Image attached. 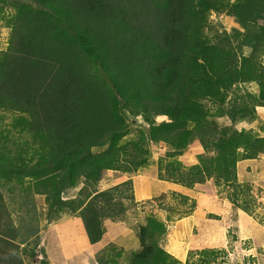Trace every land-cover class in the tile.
I'll use <instances>...</instances> for the list:
<instances>
[{
  "label": "trees",
  "instance_id": "trees-1",
  "mask_svg": "<svg viewBox=\"0 0 264 264\" xmlns=\"http://www.w3.org/2000/svg\"><path fill=\"white\" fill-rule=\"evenodd\" d=\"M27 1L7 18L10 39L0 52V112L14 115L10 129L0 130V183L44 196L49 224L62 215L78 216L94 245L105 233L103 221L122 217L116 190L98 186L106 171L129 172L118 167L126 113L169 119L149 121L144 146L169 141L183 152L196 135L203 152L221 150L208 159L199 156L201 165L191 168L197 178L216 172L228 183L238 151L245 159L264 151V138L245 129L209 131L202 102L222 111L226 94L239 81L257 84V99L264 103L258 52L234 54L196 34L201 14L222 0ZM228 8L236 20L264 26V0H237ZM142 162L135 159L133 165ZM78 185L74 199H62ZM3 198L0 191V264H24V256H35L24 249L29 235L19 234ZM232 208V214L239 210ZM165 233L161 221L146 217L128 264H182L159 246ZM215 254L198 252L205 264Z\"/></svg>",
  "mask_w": 264,
  "mask_h": 264
},
{
  "label": "rangeland",
  "instance_id": "rangeland-1",
  "mask_svg": "<svg viewBox=\"0 0 264 264\" xmlns=\"http://www.w3.org/2000/svg\"><path fill=\"white\" fill-rule=\"evenodd\" d=\"M236 1L222 0L216 9L202 13L196 34L200 40L234 54L240 50L244 55L258 52L255 64L264 69V26L261 22L236 20L228 8ZM21 5L29 3L0 0V34H4L0 52L6 51L10 39V29L5 25L7 18L13 17ZM257 95V84L239 81L226 94L222 111L208 101L202 102L209 115V131L219 135L224 130L245 129L254 137L264 138V103ZM124 117L129 126L117 145L118 167L128 168L129 172H104L98 188L115 189L113 195L120 197L125 211L120 219L103 221L105 234L101 244L88 245L78 216L62 215L59 218L64 220L62 226L50 230L45 219L44 196L25 194L15 185L0 183L15 227L19 234L29 235L24 249L35 255L24 256V264H96L98 259H103L104 264H109V260L128 264L131 251L138 244L139 228L152 215L166 228L159 246L182 264L185 261L205 264L199 251L218 253L207 258L209 264H264V151L252 159H245L238 151L228 183L216 178V172L197 178L194 177L197 171L191 172V168L201 165L199 156L208 159L220 155L221 150L212 147L203 152L196 135L190 136L183 152L175 151L169 141L144 146L143 134L149 121L160 124L169 119L160 114H150L148 119L135 113H126ZM13 118L14 115L0 112V130L10 129ZM11 138L19 141L21 137L13 134ZM135 159H143L142 164L133 165ZM124 183L129 184L127 189L122 188ZM81 187L66 191L62 199H74ZM232 207L239 210L232 214ZM190 253L194 254L188 257Z\"/></svg>",
  "mask_w": 264,
  "mask_h": 264
},
{
  "label": "crops",
  "instance_id": "crops-1",
  "mask_svg": "<svg viewBox=\"0 0 264 264\" xmlns=\"http://www.w3.org/2000/svg\"><path fill=\"white\" fill-rule=\"evenodd\" d=\"M7 30V29H6ZM4 36V34H0V42H4V38H2ZM142 197H145L146 198V201H150L149 199H148V195L147 194H143L142 195ZM141 197V198H142ZM185 219H187V218H185ZM60 221V220H59ZM64 222V220H61L60 222H53V223H51V224H47L48 226H51V227H49V229L50 230H52V229H54V228H56V227H58V226H62V223ZM55 223V224H54ZM102 241H103V238H102ZM101 241V242H102ZM101 242H100V244H101ZM101 248V247H100ZM92 254V253H91Z\"/></svg>",
  "mask_w": 264,
  "mask_h": 264
},
{
  "label": "clouds",
  "instance_id": "clouds-1",
  "mask_svg": "<svg viewBox=\"0 0 264 264\" xmlns=\"http://www.w3.org/2000/svg\"><path fill=\"white\" fill-rule=\"evenodd\" d=\"M47 223H48V222H47ZM52 223H53V222H52ZM48 224H49V223H48ZM50 224H51V223H50ZM104 230H105V229H104ZM104 234H105V233H104ZM85 235H86V234H85ZM103 237H104V235L102 236V238H103ZM86 239H87V237H86ZM101 241H102V239H101ZM101 241H100V242H101ZM100 242H98V243H100ZM87 243H88V241H87ZM98 243H97V244H98ZM88 245H89V244H88ZM94 245H95V244H94ZM136 245H137V244H136ZM91 246H92V245H91ZM97 263H98V262H97V260H96V264H97Z\"/></svg>",
  "mask_w": 264,
  "mask_h": 264
}]
</instances>
